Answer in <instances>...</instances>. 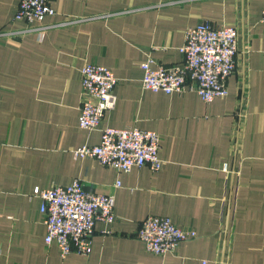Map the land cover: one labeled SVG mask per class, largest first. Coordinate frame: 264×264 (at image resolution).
Wrapping results in <instances>:
<instances>
[{
    "label": "crops",
    "instance_id": "0c3cea01",
    "mask_svg": "<svg viewBox=\"0 0 264 264\" xmlns=\"http://www.w3.org/2000/svg\"><path fill=\"white\" fill-rule=\"evenodd\" d=\"M20 2L0 0V264H264V0H51L55 14L33 23L15 18ZM204 21L238 30L228 94L144 89L142 64L181 65ZM88 63L118 78L116 106L91 130L79 122ZM107 126L158 132L161 169L74 155ZM76 179L113 195L116 219L96 222L88 255L64 258L33 194ZM150 215L197 235L157 255L137 236Z\"/></svg>",
    "mask_w": 264,
    "mask_h": 264
},
{
    "label": "built area",
    "instance_id": "2783aa9c",
    "mask_svg": "<svg viewBox=\"0 0 264 264\" xmlns=\"http://www.w3.org/2000/svg\"><path fill=\"white\" fill-rule=\"evenodd\" d=\"M55 12L51 0H21L15 18L29 23L42 22ZM39 35L43 37L44 30ZM181 51V65L153 67L152 58L145 61L142 64L143 88L165 93L196 92L206 102L228 94L227 81L237 66L236 27L217 28L210 21L198 23L187 30ZM117 82L114 72L104 65L88 63L84 66L79 116L82 128H98L106 112L116 106ZM160 148L161 136L156 131L137 126H107L102 129L99 144L83 145L73 152L77 158H95L103 165L128 173L134 167L144 165L159 171L163 164ZM120 184L119 181L116 183L117 186ZM33 195L41 198L45 242L48 245L56 243L64 258L72 252L88 255L96 222L111 223L116 219L115 197L86 189L80 179L67 186L36 187ZM196 235L195 230L181 228L170 217L162 215L146 217L137 231L147 249L161 256L174 253L183 241Z\"/></svg>",
    "mask_w": 264,
    "mask_h": 264
}]
</instances>
